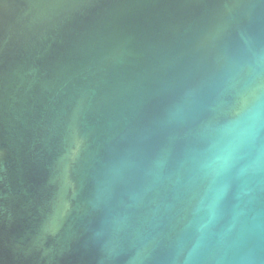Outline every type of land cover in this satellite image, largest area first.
Instances as JSON below:
<instances>
[{
    "label": "water",
    "instance_id": "obj_1",
    "mask_svg": "<svg viewBox=\"0 0 264 264\" xmlns=\"http://www.w3.org/2000/svg\"><path fill=\"white\" fill-rule=\"evenodd\" d=\"M0 264H264V0H0Z\"/></svg>",
    "mask_w": 264,
    "mask_h": 264
}]
</instances>
